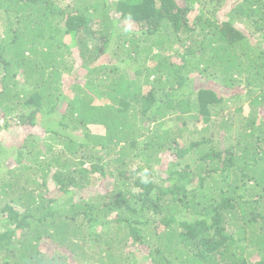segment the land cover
Masks as SVG:
<instances>
[{
    "label": "trees",
    "instance_id": "1",
    "mask_svg": "<svg viewBox=\"0 0 264 264\" xmlns=\"http://www.w3.org/2000/svg\"><path fill=\"white\" fill-rule=\"evenodd\" d=\"M14 123L0 264H264V0H0Z\"/></svg>",
    "mask_w": 264,
    "mask_h": 264
},
{
    "label": "rangeland",
    "instance_id": "2",
    "mask_svg": "<svg viewBox=\"0 0 264 264\" xmlns=\"http://www.w3.org/2000/svg\"><path fill=\"white\" fill-rule=\"evenodd\" d=\"M112 1L114 2L116 0H109V5H111ZM194 14H195V12L191 13L190 16L193 17ZM219 17H223V14H220ZM96 27H97V25L94 26L92 24V29H95ZM117 28H120L121 30L125 29L126 31L131 32V33H132V31L136 30V27H134V25H132L130 22L121 21V20H119L117 22ZM125 34L127 36L129 35L128 33H125ZM96 41H97L96 47L99 49L98 52H100L102 49L101 43H103L104 39H103V37L97 36ZM89 47L91 49H94L92 46H89ZM65 59H67L65 63L69 62L70 66L73 67L69 73L70 75L66 76V78L63 79L64 91H66L67 96H71V90L69 89V87L71 86L72 82L75 80H76V82L79 81V82L83 83L82 80H84V78L86 76V71L84 70L83 65H82L83 63H82V59L80 56L79 48L77 46L73 45L72 43L70 44V49H69ZM97 62H98V64L112 66L113 64L116 63V60L113 58V56H111V53H106V54L101 55ZM142 77H143V75L141 76V78ZM18 80L20 82H23L22 78L18 77ZM62 107H64V103H63ZM38 129H40V128L38 127L37 129H34V134L37 132L41 133V131H39ZM88 132L92 135H103L104 129L102 127L89 126ZM72 133H74L76 135H81V132L77 131V130L72 131ZM46 136L43 134L41 136H39L41 139H39L38 145H40L41 141ZM24 139H25V133L22 131V129H19V127H17V125L15 123L13 124V126L11 125L8 129H6V130L4 129L0 132V165H1L2 169L8 168V167L15 164V162H14L15 158L14 157L16 155V151H17L16 149L19 148V146L21 145V143ZM6 150L9 151L7 154H6ZM3 172L4 171H0V174H3ZM48 187L51 190V193H55V196L57 197V193H56L55 189L53 190V186L51 183H48ZM114 227L115 226L111 225V229H113ZM119 236H123V235L121 233H119ZM42 247H44V246H42ZM45 249L47 250L48 255H54L55 257H57V254L58 255L59 254L65 255V253L67 252V251L61 250V251H58V253L56 254V251H54L56 249L54 248L53 245H50V244L47 245V247H45ZM97 250H98L97 247L91 248L92 253H94ZM67 257L70 261L69 256H67ZM71 261L76 262L77 259L75 257H71ZM86 264H90V263H86ZM94 264H98V263H94Z\"/></svg>",
    "mask_w": 264,
    "mask_h": 264
}]
</instances>
